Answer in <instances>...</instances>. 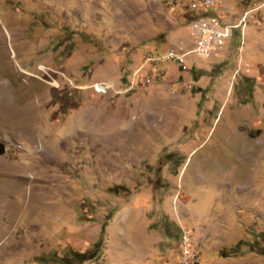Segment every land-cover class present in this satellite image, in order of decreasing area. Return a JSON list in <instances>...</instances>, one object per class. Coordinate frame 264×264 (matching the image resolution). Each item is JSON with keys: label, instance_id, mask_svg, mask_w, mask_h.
Segmentation results:
<instances>
[{"label": "rangeland", "instance_id": "1", "mask_svg": "<svg viewBox=\"0 0 264 264\" xmlns=\"http://www.w3.org/2000/svg\"><path fill=\"white\" fill-rule=\"evenodd\" d=\"M222 3L243 45L182 68L145 56L192 49L191 0H0V264H183L179 221L264 264V0Z\"/></svg>", "mask_w": 264, "mask_h": 264}, {"label": "built area", "instance_id": "2", "mask_svg": "<svg viewBox=\"0 0 264 264\" xmlns=\"http://www.w3.org/2000/svg\"><path fill=\"white\" fill-rule=\"evenodd\" d=\"M191 20L189 32L192 38V49L183 52L170 48L162 56L153 57L147 54L145 63L159 64L161 62H175L185 68V57L195 54L201 58H208L211 54L224 48L226 42L238 34L240 44L244 39V27L248 12L236 15L229 12L222 0H191ZM100 86V85H99ZM96 91V86H94ZM106 90L105 87H101ZM97 92V91H96ZM180 252L183 264H195L198 259V246L191 241L189 232L181 227Z\"/></svg>", "mask_w": 264, "mask_h": 264}, {"label": "trees", "instance_id": "3", "mask_svg": "<svg viewBox=\"0 0 264 264\" xmlns=\"http://www.w3.org/2000/svg\"><path fill=\"white\" fill-rule=\"evenodd\" d=\"M103 229H104V227L101 228V233H103V231H104ZM101 245H102V239L99 238L97 240V242L95 243L96 249L94 252H92V253L72 252V257L75 261H78L79 263H83L85 261L93 260L95 257H97ZM250 250L252 252H255L257 254L264 256V248H258L255 243L250 245ZM66 263H68V262L66 261Z\"/></svg>", "mask_w": 264, "mask_h": 264}, {"label": "water", "instance_id": "4", "mask_svg": "<svg viewBox=\"0 0 264 264\" xmlns=\"http://www.w3.org/2000/svg\"><path fill=\"white\" fill-rule=\"evenodd\" d=\"M5 152V145L0 143V155H2Z\"/></svg>", "mask_w": 264, "mask_h": 264}, {"label": "crops", "instance_id": "5", "mask_svg": "<svg viewBox=\"0 0 264 264\" xmlns=\"http://www.w3.org/2000/svg\"><path fill=\"white\" fill-rule=\"evenodd\" d=\"M242 45H243V44H242ZM184 165H185V164H184ZM179 178H180V173H179V175H178V179H179ZM179 223H180L179 226L183 227V226L181 225V224H182L181 221H179Z\"/></svg>", "mask_w": 264, "mask_h": 264}, {"label": "bare ground", "instance_id": "6", "mask_svg": "<svg viewBox=\"0 0 264 264\" xmlns=\"http://www.w3.org/2000/svg\"><path fill=\"white\" fill-rule=\"evenodd\" d=\"M103 90V89H102ZM98 91H99V89H98ZM99 92H101V91H99Z\"/></svg>", "mask_w": 264, "mask_h": 264}]
</instances>
